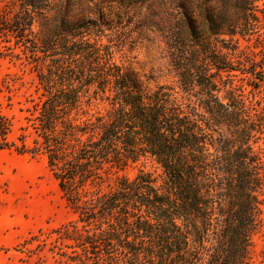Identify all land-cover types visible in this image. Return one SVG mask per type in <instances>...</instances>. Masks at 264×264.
<instances>
[{"label": "trees", "instance_id": "1", "mask_svg": "<svg viewBox=\"0 0 264 264\" xmlns=\"http://www.w3.org/2000/svg\"><path fill=\"white\" fill-rule=\"evenodd\" d=\"M151 1L0 0L5 50L35 77L14 138L0 100V149L45 157L75 215L55 230L71 261L259 264L264 50L238 37L259 31L264 0ZM154 31L171 82L130 56ZM138 162L157 176L118 173Z\"/></svg>", "mask_w": 264, "mask_h": 264}, {"label": "rangeland", "instance_id": "2", "mask_svg": "<svg viewBox=\"0 0 264 264\" xmlns=\"http://www.w3.org/2000/svg\"><path fill=\"white\" fill-rule=\"evenodd\" d=\"M148 6L169 8L167 0L151 1ZM260 18L262 24L259 31L248 39L238 37L239 47L255 52L264 50V14H260ZM158 32L148 33L142 42L129 39L128 46L132 48L130 56L139 63L145 74H154L156 82H171L174 78L163 58L162 37ZM5 45L12 44L4 43L0 38V100L2 110L12 120L14 138L19 133V126L23 124L18 107L24 102L25 96L33 92L35 77L30 63L23 55L20 54V58L11 56L5 50ZM13 50L21 53L19 48ZM6 77L13 79L10 91L1 83ZM7 95H11V107L7 105ZM263 95L264 91L261 90L259 96ZM254 146L264 160V137ZM141 167L153 176L159 172L150 162H138L118 173L131 177ZM74 217L43 155L31 156L11 149H0V264H80L69 260L63 253L60 247L67 251L70 249L61 243L55 232ZM253 242L256 261L264 264V189Z\"/></svg>", "mask_w": 264, "mask_h": 264}]
</instances>
